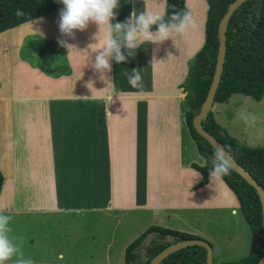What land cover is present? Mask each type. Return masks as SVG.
I'll use <instances>...</instances> for the list:
<instances>
[{"label": "crops", "instance_id": "0c3cea01", "mask_svg": "<svg viewBox=\"0 0 264 264\" xmlns=\"http://www.w3.org/2000/svg\"><path fill=\"white\" fill-rule=\"evenodd\" d=\"M165 4L119 0L112 23L146 8L164 15ZM184 4L195 28L140 45L106 73L93 67L106 25L62 36L59 9L0 32V210L23 238L39 224L43 245L58 246L21 250L25 258L40 252L42 264H67L69 255L70 264L85 257V264H124L125 247L151 225L205 236L204 225L240 212L222 178L208 175L201 185L193 167L205 159L186 123L181 84L204 43L208 3ZM35 39L43 42L38 50H24ZM132 69L142 87L128 83ZM215 105V120L231 134Z\"/></svg>", "mask_w": 264, "mask_h": 264}, {"label": "trees", "instance_id": "16d2710c", "mask_svg": "<svg viewBox=\"0 0 264 264\" xmlns=\"http://www.w3.org/2000/svg\"><path fill=\"white\" fill-rule=\"evenodd\" d=\"M232 1L207 0L204 43L189 62L187 76L181 84L186 92L185 119L189 132L201 156L209 161L203 166L193 164L202 175L201 185L207 181L211 168L210 158L215 150L194 129L192 120L210 87L218 54L219 21ZM63 7L59 0H0V32ZM17 9L22 10L24 15L17 16ZM184 10L187 11L184 0H166L164 19L167 20L173 11ZM29 41L31 40L25 43V47ZM34 46L36 47L33 50L37 51L38 45ZM233 94L250 96L257 101L264 97V0H246L233 12L227 24L226 53L214 103H222ZM202 125L264 189V146L251 147L240 144L215 120L212 110L208 111ZM3 179L0 171V191ZM222 179L237 197L240 212L251 233V243L248 254L240 260L214 262L255 264L264 253L263 213L259 196L256 189L233 168L230 175ZM187 238L200 237L151 225L125 247L124 264H148L163 248ZM158 264H207L206 249L199 245L186 246L169 253Z\"/></svg>", "mask_w": 264, "mask_h": 264}, {"label": "clouds", "instance_id": "9594fccd", "mask_svg": "<svg viewBox=\"0 0 264 264\" xmlns=\"http://www.w3.org/2000/svg\"><path fill=\"white\" fill-rule=\"evenodd\" d=\"M63 8L59 13V30L62 36L75 38V30H85L90 22L100 28L108 27V35L103 39L102 46L95 55L93 67L100 73L112 71V61L120 64L126 62L135 54L137 48L145 43H161L173 34H184L190 28L196 27V21L190 12L173 11L167 20L159 12L148 10L133 11L125 22L112 23L118 13L119 0H59ZM17 16H23L22 10L17 9ZM62 47L71 49L73 45L66 40H59ZM128 83L133 88L142 87V75L139 69H132L127 76ZM227 148H217L210 158V177L222 178L230 175L233 164ZM209 161L205 160V164ZM203 166V165H201ZM159 213L161 209H153ZM12 217L0 210V264H7L16 257L15 264H35L34 260L25 258L19 245L10 236Z\"/></svg>", "mask_w": 264, "mask_h": 264}, {"label": "rangeland", "instance_id": "374dc122", "mask_svg": "<svg viewBox=\"0 0 264 264\" xmlns=\"http://www.w3.org/2000/svg\"><path fill=\"white\" fill-rule=\"evenodd\" d=\"M97 35V38H99V33ZM31 41L34 43H30ZM31 41L28 42L24 50L31 51L37 42L39 45L43 43L36 39ZM51 46H56L57 49V44ZM43 50L45 53L50 52L49 55L55 53L59 55L58 49L53 53L48 46H45ZM215 107L220 112L219 119L221 123H225L229 127L230 135L240 144L251 147L264 146V97L257 101L250 96L236 94L232 97L230 105L216 103ZM10 226L12 229L10 236L14 238L21 250H58V246L51 244L50 247H47L43 245L41 225L39 224H34L33 236L26 238H23L26 235L23 234L22 229L16 228L11 222ZM202 229L206 232V235L199 237L210 243L213 248V258L217 262H235L248 254L251 233L239 211L233 216H225V220H220L217 224L210 222L204 225ZM196 236L198 235L196 234ZM15 259L16 257H13L7 264H15ZM33 259L36 261L35 264H42L40 252H35ZM85 259H88V257H85ZM85 259L81 264H85ZM73 260L74 256L69 255V261L66 260L67 264L72 263Z\"/></svg>", "mask_w": 264, "mask_h": 264}, {"label": "water", "instance_id": "95a60500", "mask_svg": "<svg viewBox=\"0 0 264 264\" xmlns=\"http://www.w3.org/2000/svg\"><path fill=\"white\" fill-rule=\"evenodd\" d=\"M246 0H233L227 7L225 13L221 17L218 25V54L214 69L213 78L208 89L207 95L202 102L199 111L196 116L193 117L192 124L194 129L202 135L216 150L217 148H225L224 145L217 140L213 135H211L202 125V120L205 119L208 111L212 110L216 89L218 87L221 73L223 70L225 53H226V28L230 16L233 12ZM233 164V169L250 185H252L259 196L262 213H263V235H264V189L257 181L252 177V175L241 165L238 161L230 154L229 157ZM190 245H199L203 246L206 249V263L207 264H216L213 259V248L209 242L201 238H187L180 241H177L173 244H170L158 252L148 264H158L165 256L169 253L176 251L178 249L184 248ZM255 264H264V253L261 258Z\"/></svg>", "mask_w": 264, "mask_h": 264}]
</instances>
